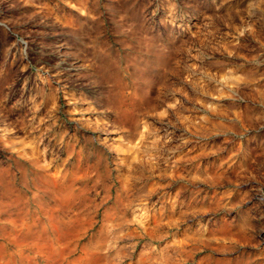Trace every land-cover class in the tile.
Returning <instances> with one entry per match:
<instances>
[{
    "label": "rangeland",
    "instance_id": "1",
    "mask_svg": "<svg viewBox=\"0 0 264 264\" xmlns=\"http://www.w3.org/2000/svg\"><path fill=\"white\" fill-rule=\"evenodd\" d=\"M0 264H264V0H0Z\"/></svg>",
    "mask_w": 264,
    "mask_h": 264
}]
</instances>
